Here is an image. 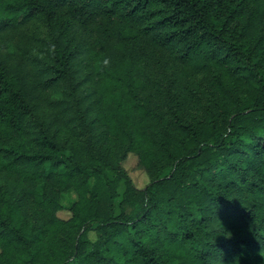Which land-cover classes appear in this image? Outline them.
I'll list each match as a JSON object with an SVG mask.
<instances>
[{
    "label": "trees",
    "instance_id": "trees-1",
    "mask_svg": "<svg viewBox=\"0 0 264 264\" xmlns=\"http://www.w3.org/2000/svg\"><path fill=\"white\" fill-rule=\"evenodd\" d=\"M0 264H264V0H0Z\"/></svg>",
    "mask_w": 264,
    "mask_h": 264
},
{
    "label": "rangeland",
    "instance_id": "rangeland-1",
    "mask_svg": "<svg viewBox=\"0 0 264 264\" xmlns=\"http://www.w3.org/2000/svg\"><path fill=\"white\" fill-rule=\"evenodd\" d=\"M32 29L38 34V36H40V38H46L47 29L44 24H41L38 22L34 23L32 26ZM25 62H26V67H31V65L36 64V62H33L30 59L25 60ZM10 64L14 67L18 65V61L11 60ZM190 71H191V74L194 73V69ZM204 75L205 74L203 73L196 74L194 76H191L188 80H185V81H195L197 83L198 81H201ZM42 95L43 96L48 95L47 97H52V99H55V97H57V94H52V90H48L42 93ZM122 167L127 171L129 179H130V183L136 190H142L149 184L148 177L146 173L142 169L139 168L138 161L135 155L129 154L126 160L122 163ZM107 179L113 185L112 192L115 196L116 202L117 203L120 202L122 199V194H123V188L120 187V183H126L128 182V180L127 179L125 181L121 179L118 180L116 177V174L112 171H107ZM94 183H95V179L92 177L88 181V187L91 188L94 185ZM33 190L34 189L29 187L28 193L32 195L34 192ZM31 199L38 200L39 198L34 194L31 196ZM77 200H78V197H77V193L75 189H70L66 192L60 193L59 201H60V204L62 205V210L56 212V217L64 221L69 220L71 218L70 209ZM88 237L90 240L95 241L96 232L91 231L88 234Z\"/></svg>",
    "mask_w": 264,
    "mask_h": 264
}]
</instances>
